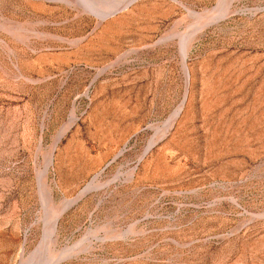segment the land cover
Segmentation results:
<instances>
[{"label": "rangeland", "instance_id": "1", "mask_svg": "<svg viewBox=\"0 0 264 264\" xmlns=\"http://www.w3.org/2000/svg\"><path fill=\"white\" fill-rule=\"evenodd\" d=\"M111 1L0 0V264H264V0Z\"/></svg>", "mask_w": 264, "mask_h": 264}, {"label": "bare ground", "instance_id": "2", "mask_svg": "<svg viewBox=\"0 0 264 264\" xmlns=\"http://www.w3.org/2000/svg\"><path fill=\"white\" fill-rule=\"evenodd\" d=\"M77 1H81V2H83L82 4L83 5H85L86 7H88V8H93V6H94V4H96L97 2H98V0H77ZM99 2H100V0H99ZM112 2V1H111ZM108 3V2H107ZM127 3H129V0H121L120 2L119 1H116V3H115V1H113L112 2V4L111 5H114L115 7L113 8V6H111L110 8H113V10L112 11H110V12H101L102 14L101 15H99V20H103L104 18H106L107 16H109V15H112L114 12H117L118 10H121L122 8H124L125 6H126V4ZM109 6V5H108ZM109 8V9H110ZM230 12V11H229ZM231 13V12H230ZM206 16H209V15H206ZM206 18V17H205ZM196 30V29H195ZM200 30V29H199ZM198 29H197V31H199ZM193 31V30H192ZM194 32V31H193ZM189 33H191L190 31H189ZM197 33V32H196ZM193 36V35H192ZM191 36V37H192ZM183 38V37H182ZM187 40V39H186ZM182 41V40H181ZM182 42H184V41H182ZM187 43V42H186ZM186 45V44H185ZM180 46V45H179ZM181 49V48H180ZM185 49V48H184ZM185 52V51H184ZM182 55V54H181ZM184 55V54H183ZM182 58V57H181ZM184 74H185V76H186V78H187V76H188V73H187V70H186V68H184ZM187 83V82H186ZM171 122V121H170ZM92 182H93V179L87 184V188L88 187H91V185H92ZM84 188V187H83ZM94 188V187H93ZM83 193V192H82ZM76 200V198H72V199H69V200H64L62 203H61V205L59 206V210H58V214H60V213H62V211H64L65 209H66V207L69 205V204H71L72 202H74ZM57 211V210H56ZM58 214H56V215H58ZM49 215V214H48ZM58 217V216H57ZM52 218V217H51ZM55 217L49 222V224H47V226L45 227V230H44V233L42 234L43 235V238H42V244L43 245H45L44 243H47L48 241L49 242H52V240H53V235H54V226H55ZM46 225V224H45ZM44 226V225H43ZM42 233V232H41ZM43 245H42V247H43ZM40 248H41V246H40ZM41 249H43V248H41ZM61 249H63V248H61ZM60 249V250H61ZM38 250V249H37ZM64 250V249H63ZM62 251V250H61ZM38 253V252H37ZM34 254V253H33ZM67 256H69V254H67ZM61 258V255L60 254H58L57 255V257L54 259V260H52L51 261V263L50 264H54L55 262H57L59 259ZM62 258H64V257H62ZM26 262H28V261H26ZM31 263H33V262H31ZM35 263V262H34ZM21 264H25V263H21ZM46 264V263H45Z\"/></svg>", "mask_w": 264, "mask_h": 264}, {"label": "water", "instance_id": "3", "mask_svg": "<svg viewBox=\"0 0 264 264\" xmlns=\"http://www.w3.org/2000/svg\"><path fill=\"white\" fill-rule=\"evenodd\" d=\"M79 2H81V1H79ZM81 3H83V2H81ZM83 189H84V188H83ZM83 189H82V190H80V191H84ZM80 191H79V194L81 193Z\"/></svg>", "mask_w": 264, "mask_h": 264}]
</instances>
